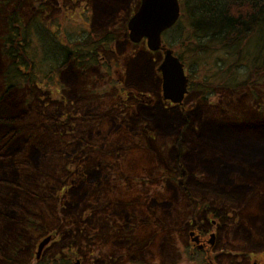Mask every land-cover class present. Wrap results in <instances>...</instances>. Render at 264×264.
I'll list each match as a JSON object with an SVG mask.
<instances>
[{
  "label": "rangeland",
  "instance_id": "rangeland-1",
  "mask_svg": "<svg viewBox=\"0 0 264 264\" xmlns=\"http://www.w3.org/2000/svg\"><path fill=\"white\" fill-rule=\"evenodd\" d=\"M2 1L0 34L9 22L25 42L19 64L2 60L14 75L0 73V94L15 83L5 114L29 137L1 138L14 125H0V209L14 220L0 216V264H264V175L242 173L252 142L264 145V59L257 77L244 57L253 44L239 60L205 46L180 0L162 39L189 92L171 103L164 51L129 36L141 0H32L19 20L15 0ZM190 230L215 232V247L199 250Z\"/></svg>",
  "mask_w": 264,
  "mask_h": 264
},
{
  "label": "trees",
  "instance_id": "trees-1",
  "mask_svg": "<svg viewBox=\"0 0 264 264\" xmlns=\"http://www.w3.org/2000/svg\"><path fill=\"white\" fill-rule=\"evenodd\" d=\"M38 2L42 9H44V5H47V3L42 0H38ZM188 2L189 10L186 9V0L182 1V11L183 13H186L188 18L191 20V26L194 35H201L208 38L209 43L204 42L205 46L211 47L213 45L220 49H226L236 56L235 60H239L243 57L241 52L243 46L241 44H253V50L248 53L245 52L244 57H247L249 61L251 60L246 70L251 69V74L258 77L261 70L257 69V67L254 68L253 66H255L256 63L258 64V61L261 60L260 57H263L264 59V0H189ZM1 4V7L4 8V6L7 5V2L3 0ZM33 5L34 4L32 0H15V3L12 6L13 8L10 9L13 18L15 20H19V10L23 7H28L31 9ZM35 15L36 13H33V16L27 22V25L31 24L35 18ZM3 24L4 27L9 26V29L4 30L0 34V73L5 72V77H8L10 73L14 75V72L11 71L12 66H8V68L4 70L2 60L7 56L9 59H11V64L17 65L18 59L20 58L17 48H19L20 51H22L24 48L21 45L22 42H25V35L21 32L19 35H17L14 24L11 27L9 22ZM26 29H28V26ZM168 31H165V34H167ZM26 32L28 31L26 30ZM234 55L232 56L234 57ZM223 71L224 69L219 66L218 73L220 74ZM212 84H216V86L220 87V85L215 82H211L206 86L212 87ZM14 86V82L9 83L6 86L5 92L0 94V125H14L13 129H8L6 126V130L4 131V134L1 138L9 137L10 135L14 136L21 133L28 139L29 135L27 137L26 132H24L23 125H20L17 122L14 123L19 119L20 116L18 117L17 114H5V108H7L6 103L9 99L7 96V91L12 92V88H14ZM232 89L233 92L243 90L242 83L234 84ZM203 98H205V95H203ZM4 104L5 107H3ZM257 119L258 118H252L248 121L245 119L243 123H245V125L251 129L252 125L256 123L255 120ZM256 125L258 124H254L253 127L255 128ZM261 125L264 126V123ZM262 132L264 131H261V133ZM252 143L256 144L257 146H254L250 153L247 154V156H252L250 157L252 160L245 167L247 171L244 169L243 171L245 172L242 171V173L250 171L253 174L263 176L264 157L262 155H264V149L262 153H259L257 150L259 148H264V145L260 146L258 143H256V141H253ZM0 160H2V158H0ZM8 183L14 184V182L12 183L11 181H8ZM0 216L8 220L7 225L9 226L12 224V222H14L10 215L6 214L2 209H0ZM6 228L8 227L6 226ZM3 258L5 259V257ZM13 264L18 263L16 262Z\"/></svg>",
  "mask_w": 264,
  "mask_h": 264
},
{
  "label": "water",
  "instance_id": "water-1",
  "mask_svg": "<svg viewBox=\"0 0 264 264\" xmlns=\"http://www.w3.org/2000/svg\"><path fill=\"white\" fill-rule=\"evenodd\" d=\"M180 13L179 0H141L138 10L128 21V28L129 36L134 42L146 38L149 49L164 51V58L158 66L162 76L163 98L172 103L183 104L189 92V75L185 72L184 63L162 39L163 32L176 23ZM215 236L213 232L210 243H214ZM50 238L48 236L40 243L39 252ZM207 264L217 263L210 260Z\"/></svg>",
  "mask_w": 264,
  "mask_h": 264
},
{
  "label": "flooded vegetation",
  "instance_id": "flooded-vegetation-1",
  "mask_svg": "<svg viewBox=\"0 0 264 264\" xmlns=\"http://www.w3.org/2000/svg\"><path fill=\"white\" fill-rule=\"evenodd\" d=\"M179 183L182 184V180H180ZM212 233H213V231L209 234L208 238H202L200 231H196V230H190L189 231V234L192 237V239L197 237L196 240H193V241H194V244L198 247V249L199 250H203V249L205 250L206 249V251H211L215 247V245H214L215 241H214V243H210V240L212 238L211 237ZM215 235H216V233H215Z\"/></svg>",
  "mask_w": 264,
  "mask_h": 264
}]
</instances>
